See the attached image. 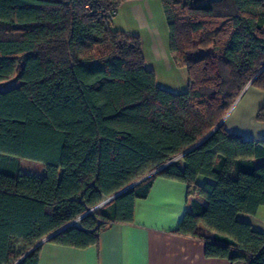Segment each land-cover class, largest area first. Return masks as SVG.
<instances>
[{"label":"trees","instance_id":"trees-1","mask_svg":"<svg viewBox=\"0 0 264 264\" xmlns=\"http://www.w3.org/2000/svg\"><path fill=\"white\" fill-rule=\"evenodd\" d=\"M125 1L0 0V83L20 81L0 91V264L82 215L44 243L95 245L132 221L157 177L187 185L175 233L203 241L206 257L264 264V232L239 218L264 206V139L217 126L250 81L264 92V0H160L181 93L156 84L139 37L111 27ZM44 243L18 264H38Z\"/></svg>","mask_w":264,"mask_h":264},{"label":"crops","instance_id":"crops-1","mask_svg":"<svg viewBox=\"0 0 264 264\" xmlns=\"http://www.w3.org/2000/svg\"><path fill=\"white\" fill-rule=\"evenodd\" d=\"M111 27L139 37L145 63L153 70L159 87L173 93L185 91L186 70L170 54L160 0L123 2ZM261 107L264 92L246 85L223 117L225 129L246 139H264V122L257 120ZM254 163L264 164V158ZM187 204L186 184L157 177L146 198L135 201L132 221L110 224L100 231L97 243L86 248L44 243L38 264H231L225 258L206 257L203 241L175 233ZM239 218L264 232V206L253 215Z\"/></svg>","mask_w":264,"mask_h":264},{"label":"rangeland","instance_id":"rangeland-1","mask_svg":"<svg viewBox=\"0 0 264 264\" xmlns=\"http://www.w3.org/2000/svg\"><path fill=\"white\" fill-rule=\"evenodd\" d=\"M210 0H199L202 3H208ZM18 71L15 72L12 78L8 79L5 82L0 83V91L7 90L16 86H19L20 81L17 78ZM19 166L22 173L31 174L34 176H43L44 166L43 163L30 160V159H19ZM248 216V215H245ZM244 214H240L239 217H245ZM249 219V218H246ZM17 249H20V245H15Z\"/></svg>","mask_w":264,"mask_h":264},{"label":"water","instance_id":"water-1","mask_svg":"<svg viewBox=\"0 0 264 264\" xmlns=\"http://www.w3.org/2000/svg\"><path fill=\"white\" fill-rule=\"evenodd\" d=\"M251 82V81H250ZM250 82L247 84L249 85ZM223 118L221 119V121L217 124V126H219L220 124H222ZM208 136V135H207ZM198 144V143H197ZM196 144V145H197ZM194 145V146H196ZM193 146V147H194ZM193 147H191L190 149H192ZM189 149V150H190ZM188 151V150H187ZM187 151L183 152L181 155H184ZM179 155V156H181ZM165 165L155 169L153 172L149 173L148 175L142 177L141 179H139L138 181L132 183L131 185L127 186L126 188H124L123 190L117 192L116 194H114L113 196H111L110 198L106 199L104 202H102L101 204H99L98 206H96L95 208H93L92 210L97 209L98 207H100L101 205H103L104 203L116 198L117 196H119L120 194H122L123 192H125L126 190L132 188L133 186H135L136 184H138L140 181L144 180L145 178L149 177L150 175L156 173L157 171H159L161 168H163ZM91 211V210H90ZM84 215L80 216L78 219L68 223L67 225L63 226L62 228L58 229L57 231L51 233L50 235L46 236L43 240H41L40 242H38L37 244H35L34 246H32L31 248H29L25 253L22 254V256H20L13 264H18L25 256H27L31 251H33L35 248H37L39 245H41L42 243L48 241L49 239H51L53 236H55L57 233H59L60 231H62L63 229H65L66 227L72 225L75 221L81 219Z\"/></svg>","mask_w":264,"mask_h":264},{"label":"built area","instance_id":"built-area-1","mask_svg":"<svg viewBox=\"0 0 264 264\" xmlns=\"http://www.w3.org/2000/svg\"><path fill=\"white\" fill-rule=\"evenodd\" d=\"M115 14H116V11L114 10L112 12L107 13V16L109 19H112L115 16Z\"/></svg>","mask_w":264,"mask_h":264}]
</instances>
